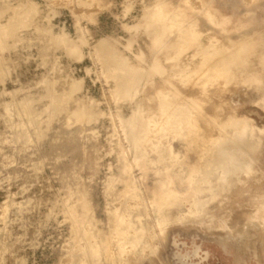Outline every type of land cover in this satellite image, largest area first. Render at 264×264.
I'll list each match as a JSON object with an SVG mask.
<instances>
[{
	"label": "rangeland",
	"instance_id": "obj_1",
	"mask_svg": "<svg viewBox=\"0 0 264 264\" xmlns=\"http://www.w3.org/2000/svg\"><path fill=\"white\" fill-rule=\"evenodd\" d=\"M90 244L264 264V0H0V264Z\"/></svg>",
	"mask_w": 264,
	"mask_h": 264
},
{
	"label": "bare ground",
	"instance_id": "obj_2",
	"mask_svg": "<svg viewBox=\"0 0 264 264\" xmlns=\"http://www.w3.org/2000/svg\"><path fill=\"white\" fill-rule=\"evenodd\" d=\"M222 153V152H221ZM220 153V154H221ZM226 158H228V157H226ZM228 161V162H227ZM217 163H218V166L220 167V168H222L223 170H225L226 169V167H227V165L226 164H228V163H234V159L233 158H228V159H225V156L223 155V154H221V156H220V160H218L217 161ZM137 244H142V240L140 239V238H137L136 240H135V244L134 245H137ZM90 251H91V253H92V255H93V257H94V261H95V263L96 264H98L99 263V259H100V248H98V246H94V245H91L90 244ZM96 248V249H95ZM140 248V247H139ZM138 249V248H137ZM136 249V250H137ZM102 264V263H101Z\"/></svg>",
	"mask_w": 264,
	"mask_h": 264
}]
</instances>
